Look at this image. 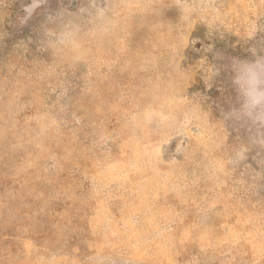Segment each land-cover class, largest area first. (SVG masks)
I'll return each mask as SVG.
<instances>
[{"label":"rangeland","instance_id":"374dc122","mask_svg":"<svg viewBox=\"0 0 264 264\" xmlns=\"http://www.w3.org/2000/svg\"><path fill=\"white\" fill-rule=\"evenodd\" d=\"M264 0H0V264H264Z\"/></svg>","mask_w":264,"mask_h":264},{"label":"clouds","instance_id":"9594fccd","mask_svg":"<svg viewBox=\"0 0 264 264\" xmlns=\"http://www.w3.org/2000/svg\"><path fill=\"white\" fill-rule=\"evenodd\" d=\"M235 82L244 101L242 113L264 121V62L241 61L234 66Z\"/></svg>","mask_w":264,"mask_h":264}]
</instances>
